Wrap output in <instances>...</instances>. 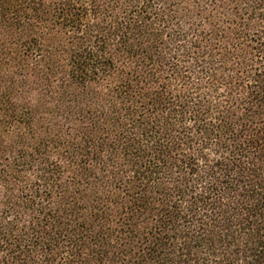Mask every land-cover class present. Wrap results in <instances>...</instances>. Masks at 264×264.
Segmentation results:
<instances>
[{"label":"trees","instance_id":"1","mask_svg":"<svg viewBox=\"0 0 264 264\" xmlns=\"http://www.w3.org/2000/svg\"><path fill=\"white\" fill-rule=\"evenodd\" d=\"M0 264H264V0H0Z\"/></svg>","mask_w":264,"mask_h":264}]
</instances>
